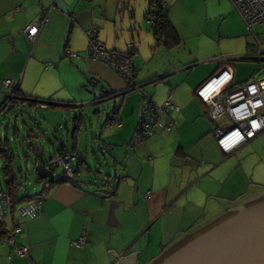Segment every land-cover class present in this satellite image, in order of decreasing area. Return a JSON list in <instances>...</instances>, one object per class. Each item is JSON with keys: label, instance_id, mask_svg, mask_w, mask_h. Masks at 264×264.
<instances>
[{"label": "crops", "instance_id": "0c3cea01", "mask_svg": "<svg viewBox=\"0 0 264 264\" xmlns=\"http://www.w3.org/2000/svg\"><path fill=\"white\" fill-rule=\"evenodd\" d=\"M151 1H147L144 15ZM131 5L130 0H0V106L7 93L1 84L9 78L25 98L51 102L46 107L27 102L32 110L63 107L70 110L73 125L79 126L76 133L72 125L66 140H62H65L64 147L60 145V150L54 148L50 154L51 157L60 151L73 153L76 156L74 176L70 181H61L65 178L62 173L55 175L53 182L43 179L38 182L40 190L35 195L42 197L41 214L22 220L15 241L17 245L29 247L28 255L23 257L10 253L12 245L3 241V233L14 226L16 210L27 200L10 207L0 231V264H119V259L134 253L135 264H155L171 248L216 223L220 215H229L242 202L229 199L208 221L180 234L178 216L182 217L188 208L205 210L207 204L195 203V197L210 196L207 186L219 183L221 175L224 179L229 176L227 170L232 165L229 160L225 162L226 158L253 144L257 137L224 154L213 136L217 125L210 115V107L198 97L196 90L225 66L233 70V84L256 77L257 73L263 74L264 71H258L259 67L255 70L253 64L246 62L252 60L243 58L255 52L257 46L247 45L243 54L234 57H215L211 53L200 56L190 50L185 55L193 58L192 62L178 60L184 40L171 21L167 7L179 40L163 37L157 43L152 32L156 41L153 47L159 50L163 47L165 62L156 73L150 74L142 54L141 35L135 26L136 12ZM44 16L47 22L30 40L25 34L26 27ZM92 27L107 49L133 51L134 80L141 87L148 84L141 90L143 94L157 104L170 100L178 107L162 115V119L174 122L170 132L156 128L147 138L137 136L142 101L139 103L137 94L128 95L132 90L119 95L120 102L119 96L112 101L101 135L92 136L91 143H82V132L87 129L82 116L86 118L90 109L101 113L99 106L107 105L97 107L102 97L91 78L99 79L114 94L128 90L127 83L113 67L87 57L88 31ZM257 39L256 44L260 41ZM199 60L206 64L197 68ZM212 60L216 61L206 62ZM189 63L192 66L187 70ZM153 79L159 81L152 83L156 81ZM23 106L24 102L22 109ZM113 119L119 124L112 122ZM28 120L33 124L36 121L30 116ZM88 121L91 126L92 121ZM20 128L26 130L23 123ZM37 129V134L33 129L25 136L18 134L17 145L22 142L21 147H16L12 137L10 148L7 143H0V191L6 192V181L11 176L24 181L33 171L38 178L35 146H39L48 162L38 141L44 137L39 133L41 128ZM27 144L33 145L29 157L23 152ZM7 149L16 153L10 160L9 174L2 169ZM97 192L106 196L99 197ZM248 197L264 200V188ZM80 238L83 240L74 245Z\"/></svg>", "mask_w": 264, "mask_h": 264}, {"label": "rangeland", "instance_id": "374dc122", "mask_svg": "<svg viewBox=\"0 0 264 264\" xmlns=\"http://www.w3.org/2000/svg\"><path fill=\"white\" fill-rule=\"evenodd\" d=\"M130 1L132 4L131 7L134 8L136 12L135 17L137 22H135V26L136 30L141 35L140 41H142V54L146 61V67H148V73H156L155 71H158V69L163 65V62H165V59L163 60L164 49L161 47L159 50V47H153L155 46L156 41L154 40V37H152V31L150 30L151 26L147 22L144 15L148 0ZM164 2L168 4V12H171V21L184 40L183 48L179 50L178 53L179 55L181 54L180 57L177 58L178 60L185 59L184 61H186V63L192 62L193 58H186L187 55H185V52L189 54L190 50L199 53L200 56H204L206 54L208 55L209 53L215 57L239 56V54L244 53L242 51L247 48V45L257 46L255 37L259 38V40L264 44V25L253 26V35L229 0H164ZM172 58L174 59L175 57L172 56ZM215 61L216 60L206 62ZM246 62L253 64L255 66V70L258 69V64L256 62ZM196 63L198 64L196 66L197 68L206 64H203L201 60ZM153 66L156 67L150 69V67ZM187 66L189 67L187 70H190V66H192V64L189 63ZM262 76H264V73H257L256 77L260 78ZM154 80L156 79H153V81ZM158 81L159 80H156L152 83ZM146 86H148V84L141 87L140 90H134V92L128 93V95L137 94L140 103L143 96V92L141 90ZM154 86H156V84ZM157 87L158 86L155 88ZM120 97L121 96L118 97L119 102L122 98ZM112 101L107 102L106 106H102L100 104L97 105V107L100 105L99 108L102 109L101 113H94V109H90L88 111V116L85 118L87 129L82 132V143L84 141L91 143L90 141L92 136L95 134L101 135L102 125H104L106 116L109 113V106L113 104ZM25 103L23 109H17L19 122L22 124V116H24L25 123L34 127V133L37 134V127L41 128V131L45 134V138L40 137L38 141L43 147L44 155L48 160L50 158V154L53 152V149L58 148L63 139L66 140L67 130L69 131L72 129L73 123L70 110L64 109L63 107L49 108L48 110H32L31 107L27 105V102ZM13 115L14 114L8 115V120H12ZM28 116L36 120L34 121V124L28 120ZM88 120L92 121L93 124H91V126L88 124L90 123ZM91 127L92 129L90 130ZM2 131L3 127L0 131L3 135ZM8 131L9 133H12L13 129L11 126L8 128ZM19 134H21V136H25L27 135V131L25 129L22 131L20 128ZM255 140L256 141L253 144L243 149H239L237 152L226 158L225 162L229 160L232 165L227 170V172H229V176H226V179H224L221 175L219 176V178L221 177L219 183L207 186V189H209L212 193L210 196L205 194L204 198L195 197V203L207 204V207H202L205 210L200 211L198 209L193 210L188 208L186 213L184 215L182 214V217L178 216L180 222L177 223V227L180 225V234L184 233L188 229L198 227L200 222H204L206 220L208 221L214 212L221 209L223 203L227 202L229 199H233V202H238L243 198L252 195L255 190L264 188V131L261 135H257ZM23 167H25V165ZM62 173L63 171L61 167H57L55 169V175H62ZM35 179L36 177L34 172L31 171L25 181V185L27 186L29 193H35L40 190V185L35 182ZM188 185L189 183L186 182V187ZM261 202H263V200L248 206L238 203L234 206V208H249ZM234 208L231 213L237 211V209ZM221 219L223 218H218L217 222ZM210 226L197 232L194 237ZM177 247L171 248L170 252ZM154 250L157 251V248L155 247ZM170 252H166L164 256L157 260V262Z\"/></svg>", "mask_w": 264, "mask_h": 264}, {"label": "built area", "instance_id": "2783aa9c", "mask_svg": "<svg viewBox=\"0 0 264 264\" xmlns=\"http://www.w3.org/2000/svg\"><path fill=\"white\" fill-rule=\"evenodd\" d=\"M229 1L253 35V26L264 25V0ZM167 7L168 4L164 1L152 4L151 11L147 15V22L152 24L158 9H166ZM46 22L47 16H44L40 21L29 24L25 30L26 36L33 40L39 28ZM96 32L95 27L88 31L87 57L113 67L127 83L128 90H139V85L134 80L133 51L123 53L107 49L97 38ZM257 44V50L246 54L243 58L255 61L260 72L264 71V44H261L260 41H257ZM232 81L233 70L231 67L225 66L196 90L198 97L210 107V115L217 125L213 130V136L224 154L232 153L264 131V76L252 77L240 84H233ZM1 85L7 90L5 95L7 101L15 97L16 86L11 79L3 80ZM39 105L40 107L47 106L44 102ZM170 110H178V107L170 100L157 104L150 100L147 94H143V118L139 122L137 136L141 139L147 138L154 133L156 128L167 133L170 132L174 122L170 119H162V115L169 113ZM112 122L119 124L116 119H113ZM75 161L76 156L73 153L60 151L49 158L47 168L61 167L64 176L70 179L76 172ZM41 202L42 197L38 196L17 208L14 226L3 233V241L12 245L10 253H15L20 257L28 255L29 247L17 245L15 241L21 230L22 220L33 219L41 214ZM10 207L9 194L0 191V231L3 230L4 217ZM80 240L83 238L74 241L73 244L78 245Z\"/></svg>", "mask_w": 264, "mask_h": 264}, {"label": "water", "instance_id": "95a60500", "mask_svg": "<svg viewBox=\"0 0 264 264\" xmlns=\"http://www.w3.org/2000/svg\"><path fill=\"white\" fill-rule=\"evenodd\" d=\"M90 81L101 97H104L98 99L99 104L112 101L130 91L114 94L99 79L92 77ZM23 99L34 100L25 97ZM34 150L35 172L41 179L53 182L56 168H47L39 146H35ZM98 171L103 174L101 170ZM96 195L106 196L103 192H97ZM234 209L237 211L231 217L221 219L168 253L156 264H264V202L249 208ZM119 264H135V253L131 257L119 259Z\"/></svg>", "mask_w": 264, "mask_h": 264}, {"label": "trees", "instance_id": "16d2710c", "mask_svg": "<svg viewBox=\"0 0 264 264\" xmlns=\"http://www.w3.org/2000/svg\"><path fill=\"white\" fill-rule=\"evenodd\" d=\"M161 1H163V0H153V1H151L150 5H149V7H148V9H147V11L145 13L146 19H147L148 13H150V11H151L150 10L151 5L154 4V3L158 4ZM150 26L152 27L151 29H152L153 35H154L157 43L163 37L166 40L172 39L175 42H178L179 37H178V34L176 33L172 23L170 22V20L168 18L167 8L166 9H161V8L158 9V11L156 12V15H155L154 22L152 24H150ZM138 85H140V84L138 83ZM139 90H140V88H139ZM23 97H24L23 95H20L19 88H15V97L12 98L9 101H7L8 100L7 98H5L3 103H2V105L0 106V131H1V128L3 127V131H2L3 135L0 133V143H3V142L7 143L9 148L11 146L10 137L14 138L13 142L16 145V147H21L22 146L21 145L22 142L20 143V145H17L18 144L17 143V139H18L17 137H20V136H18L19 129H20V123H19V115L17 113V109L18 108H22V103L23 102L24 103L28 102L29 104L33 103V102L40 103L36 99L35 100H29V99L24 100ZM20 98H22V100ZM149 99L151 100L150 97H149ZM142 100H143V96H142ZM47 105H49V104H47ZM141 111H142V102H141ZM12 114H14L13 115V119L12 120H8V118H7L8 115H12ZM165 114H167V113H165ZM14 116H15V118H14ZM142 118H143V114H142ZM142 118L139 120V122L142 120ZM83 119H85L84 116H82L81 121H83ZM139 122H138V125H139ZM22 123L26 127L27 133L34 128L32 125H28V124L25 123L24 116H22ZM10 126L13 129L12 133H10L11 136H9V131H8V128ZM73 126H74V129H72V130L73 131L76 130V133H77V130H78L79 126H75V125H73ZM137 131H138V126H137V129H136V132ZM41 135H43V137L45 138L44 132H41ZM64 143H65V140L61 143L62 147H64L63 146V145H65ZM61 146H59V147H61ZM59 147L57 148L58 150H60ZM7 151H5V155L7 153V156L5 157L4 166L2 167V169H3L5 174H9L10 160L12 158H14L15 154H16L13 150H8L7 149ZM31 151L33 152V145L32 144H27L25 147H23V152H25L28 157H29V153ZM17 168H18V166L14 167L13 169L17 170ZM65 178H62L60 180L61 181H70L69 178H66V179ZM23 179H24V181H26L27 177L23 178ZM40 180H42V179L38 176V178L35 179V182L38 184V182ZM24 181H22V179L17 178L16 176H11L9 178V180L6 181V186H7L6 192L9 194L10 199H11V208H15L17 204H19V203H21V202H23L25 200H27V202H29V201H31V200H33L34 198L37 197L35 195V193H29L28 192V188L24 184Z\"/></svg>", "mask_w": 264, "mask_h": 264}, {"label": "flooded vegetation", "instance_id": "af4514ba", "mask_svg": "<svg viewBox=\"0 0 264 264\" xmlns=\"http://www.w3.org/2000/svg\"><path fill=\"white\" fill-rule=\"evenodd\" d=\"M260 198L261 197H253V198H244V199H242V204L244 205V206H248V205H251V204H254V203H257L256 201H258V200H260ZM263 202H264V200H263ZM263 202H261V203H263ZM260 204V203H259ZM233 215V213H230L229 215H220L219 216V218H225V217H227V218H229V217H231Z\"/></svg>", "mask_w": 264, "mask_h": 264}]
</instances>
